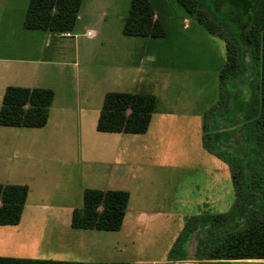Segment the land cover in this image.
<instances>
[{"label":"crops","instance_id":"crops-1","mask_svg":"<svg viewBox=\"0 0 264 264\" xmlns=\"http://www.w3.org/2000/svg\"><path fill=\"white\" fill-rule=\"evenodd\" d=\"M28 2L0 0V38L15 40V45H18L17 42L22 40L18 39L19 36L25 38V35H31L27 34L31 31H44L48 35L44 38V50L54 43L57 53L65 57L69 44L66 45L63 39L72 33L25 29L23 21ZM157 12L154 7V18L166 28L164 37L125 35L123 26L121 32L114 36L104 35L101 31L96 34L90 30L84 32V35H97V38L89 47L74 43V57L78 62L83 58L85 64L79 70V81L75 83L74 90L64 91L70 84L62 80V72L57 74L50 68L56 62L54 60L27 57L18 59L20 62L16 66L0 64V107L8 86L49 88L54 93L48 120L43 127L0 125V184L28 187L22 214L31 203L34 208L45 209L56 216V221L64 218V225L71 227L72 212L82 206L85 189L124 190L129 193L119 230L71 227L62 244L63 257L67 258L56 260L195 264L193 260L197 259L192 257L170 261L168 252L184 227V217L209 212L207 203L219 200L220 185L229 186L232 178L230 165L203 144L204 116L219 99L218 72L226 61V49L224 55H220L222 60L224 56V62L213 67L210 63L199 62V54L194 51L193 54L188 51L186 61H176L178 51L168 49V44L176 42L178 37L169 34L167 23L159 18ZM183 21L182 28L190 29V17L183 16ZM30 50L37 52L33 47ZM98 54L102 61L86 66ZM110 91L155 95L156 109L146 132L133 134L97 130L103 98ZM235 97L228 98L226 110H237L236 116L241 120V107L235 102ZM249 100L244 98L243 107ZM225 112L222 111L223 114ZM218 116L220 120L215 124L216 116L209 125L210 132L216 134V143L227 152L238 150L241 143L245 144L240 131L242 122L230 125L223 122L224 115ZM231 127L236 129L235 134L228 131ZM40 138L48 141L62 139L60 150L68 155H63L62 163L56 168L40 170L44 165L40 164ZM76 142L80 153L74 162L78 165L70 166L67 165L71 162L69 154ZM230 143L233 148H230ZM15 144L18 146L13 148ZM83 163H95V168L83 167ZM192 172L200 178L191 183L182 182V176ZM71 174L76 176V180L71 183L63 179L64 184L60 186V178ZM222 190L224 192V188ZM52 196L59 201L51 200ZM20 223L21 220L17 225H0V228L10 226L20 231ZM1 233L0 230L2 237ZM157 249L164 250L161 257L153 252ZM138 250L148 252L147 257H140L135 253Z\"/></svg>","mask_w":264,"mask_h":264},{"label":"trees","instance_id":"trees-1","mask_svg":"<svg viewBox=\"0 0 264 264\" xmlns=\"http://www.w3.org/2000/svg\"><path fill=\"white\" fill-rule=\"evenodd\" d=\"M82 0H29L23 27L70 33L74 30ZM185 12L208 33L226 43V61L220 67L219 99L204 118V147L225 160L231 169L235 202L228 213L188 218L168 252V260L190 259L187 242L201 230L193 259L201 261H236L264 259V0H249L243 5L237 21L238 30L219 19L206 0H176ZM251 11V20L244 24ZM123 33L129 36L160 38L166 28L154 18L150 0H131L123 21ZM246 51V53H245ZM259 65V99L253 106L250 99L241 108V135L247 152H227L216 143L210 132L212 118L228 108L230 82L244 73L245 56ZM54 93L49 88L8 86L0 107V125L41 128L48 120V109ZM157 100L151 93L110 91L104 95L96 128L101 132H146ZM248 119V120H246ZM237 116L230 125L240 123ZM215 124L217 120L214 121ZM246 136V137H245ZM255 154V160L251 155ZM260 164L259 166H257ZM28 187L23 184H0V225H17L23 213ZM129 193L124 190L83 191V203L71 215V227L117 231L122 225ZM0 264H134L132 262H83L41 258L0 256Z\"/></svg>","mask_w":264,"mask_h":264},{"label":"rangeland","instance_id":"rangeland-1","mask_svg":"<svg viewBox=\"0 0 264 264\" xmlns=\"http://www.w3.org/2000/svg\"><path fill=\"white\" fill-rule=\"evenodd\" d=\"M246 1L249 0H206V3L209 9L215 14L216 17L222 19L224 22L229 23L231 27L235 30H238L237 21L241 16L243 10V5ZM131 0H82L80 5V13L77 19L75 29L69 37H65L63 42L69 46V51L65 54V57H61L60 53H57L56 45L52 43L51 47H45V36L48 37L47 33L44 31H31L32 33H27L31 35L19 36L16 44L15 40H8L0 38V64L16 66L19 64L20 58L27 57H44L47 59L54 60V65H51L53 70L58 74L62 72V80L65 83H69V87H66L64 91L74 90L75 83L79 81L78 73L83 64V58L78 62V58L74 57V43L79 42V44L91 46L93 42L96 41V36L90 37L84 35L83 33L90 30L95 34L99 31L102 34L106 35H115L116 32H121V27L123 26L122 19L127 15L130 7ZM153 6L158 11L159 18L162 21L167 23V30L169 34L176 35L178 40L176 42H169L168 49H174L178 51V56L176 61L182 63L186 61V56L189 54L188 51H192L190 54H193V51L199 54L198 61L201 63H210V66H216L224 62L220 55L225 53V41L213 34L208 33L204 28L199 25L193 17L188 15L185 10L177 3L176 0H151ZM183 16L186 18L190 17L191 27L188 30L182 28L184 25ZM242 17V16H241ZM247 21V20H246ZM28 32V31H27ZM71 36V37H70ZM56 46V47H54ZM100 44L98 43L97 47L99 48ZM31 47L35 48L37 52H31ZM85 47V48H88ZM92 48V47H90ZM89 48V49H90ZM43 49V50H42ZM107 49V48H106ZM109 49V47H108ZM246 53V51H245ZM109 55V52H108ZM195 55V54H194ZM183 56V58L181 57ZM51 57V58H50ZM100 54L94 56L91 59L89 65L93 66L94 64L102 61ZM80 59V58H79ZM59 61H64L65 63H58ZM246 68L241 73L237 75V81L232 82L228 87L231 90L230 96L235 95V102L240 104V107H243L244 98L252 99L253 106L256 105L257 99H259L260 93L257 84H259V65L256 60L250 61L245 56ZM79 63H81L79 65ZM222 65V64H221ZM62 69L61 71L59 69ZM82 72V71H81ZM242 80V81H241ZM69 88V89H68ZM231 102V101H230ZM237 110H229L223 114V122H229L236 117ZM220 116H217V121L220 120ZM248 120V119H246ZM242 124L245 122L244 118L240 121ZM227 123V124H229ZM241 130V128H240ZM232 134H235L236 129L230 128L228 130ZM246 137V136H245ZM60 140V141H59ZM62 139H54L48 141L40 138L39 144V156L40 166L44 169L56 168V165L61 164L63 155L60 147L62 146ZM233 144V141L230 140ZM78 142L74 143V150L69 154L71 156V162L67 163L70 166H77L79 153L77 151ZM230 143V148L232 147ZM18 146L15 144L13 146ZM244 152L246 153L248 147L245 144L241 143V146L238 150H232V152ZM251 159L255 160L256 155L252 154ZM80 163L79 165H81ZM258 164L257 166H259ZM91 166L95 168V163H83V167ZM98 168H101V165H97ZM92 168V169H93ZM73 169V168H72ZM200 177L195 172L190 174H184L182 176V182L188 181L189 183L197 181ZM63 179L73 183L76 180V176L64 175L60 178V186H62ZM224 188V192L221 189L219 192V200L209 201L207 203V208L209 212L200 213L197 215L185 216L184 220L191 218L193 216L200 215H218L228 213L235 202V193L232 183V178L229 180V186L226 184L220 185ZM61 188V187H60ZM53 201H59L55 198H51ZM74 200V199H73ZM46 203H48L46 201ZM81 205V200L80 204ZM31 203L26 208L24 214H22L21 223L19 226L20 231H15L11 229L10 226H5L0 228L3 236H0V256H11V257H21V258H41V259H65L63 257L62 244L64 242V237H67L71 227L69 225H64V218H60L56 221V216H52L45 209H36ZM37 211V215L35 214ZM36 215V216H35ZM63 221V222H62ZM201 230H196L190 237L187 242L189 255L190 257H195L197 245L199 241V236ZM1 233V234H2ZM4 242H3V241ZM164 250L157 249L153 252H156L157 257H161ZM139 253L140 257H147V253L142 251L135 252ZM195 264H264V259H249V260H236V261H201L193 260Z\"/></svg>","mask_w":264,"mask_h":264},{"label":"water","instance_id":"water-1","mask_svg":"<svg viewBox=\"0 0 264 264\" xmlns=\"http://www.w3.org/2000/svg\"><path fill=\"white\" fill-rule=\"evenodd\" d=\"M250 20H251V11H249V13H248L247 21L245 22L244 27L248 25Z\"/></svg>","mask_w":264,"mask_h":264},{"label":"built area","instance_id":"built-area-1","mask_svg":"<svg viewBox=\"0 0 264 264\" xmlns=\"http://www.w3.org/2000/svg\"><path fill=\"white\" fill-rule=\"evenodd\" d=\"M88 34H89V35H91V33H90V32H88Z\"/></svg>","mask_w":264,"mask_h":264}]
</instances>
